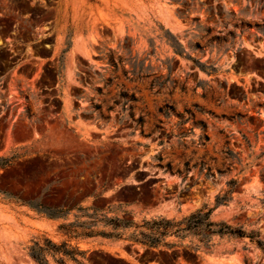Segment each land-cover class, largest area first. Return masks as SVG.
<instances>
[{"label":"rangeland","instance_id":"rangeland-1","mask_svg":"<svg viewBox=\"0 0 264 264\" xmlns=\"http://www.w3.org/2000/svg\"><path fill=\"white\" fill-rule=\"evenodd\" d=\"M15 153L0 190L62 210L0 193V264H264L249 236L137 240L207 207L264 242V0H0V157Z\"/></svg>","mask_w":264,"mask_h":264},{"label":"trees","instance_id":"trees-1","mask_svg":"<svg viewBox=\"0 0 264 264\" xmlns=\"http://www.w3.org/2000/svg\"><path fill=\"white\" fill-rule=\"evenodd\" d=\"M168 41L173 45L175 50L178 52H182L180 50L181 43L171 34L167 35ZM198 62V61H197ZM201 68L208 69L203 63L198 62ZM212 71H215L214 67H211ZM207 138V136H206ZM229 158H233L235 154L231 151H227ZM19 155L16 153L11 156L0 157V167H6L17 159ZM209 168L208 172L209 173ZM238 186V179L231 178L227 181V188L223 193H219L216 196V205L221 203H226L232 197V193ZM0 193L3 194V197L9 201H14L20 204H24L29 206L31 209L35 210L39 214H43L49 218H57L61 216L62 208L60 206L48 205L42 202L41 197H32V198H21L19 195L13 194L6 190H0ZM213 211V208H199L195 212L191 213L189 216L184 217L179 221H175L174 219H166L164 217L154 218L151 220H144L143 226L147 229V231H140V240L144 245L148 248L159 247L161 244L169 245L164 241L165 237L171 234H175L179 237H184L186 234L193 232L200 235L204 244L209 246V237L212 233H217L221 236L228 235L234 237H245L249 236L251 239H255V241L264 249V242L257 238V234L254 232L248 233L242 227H234L228 223L220 222L215 223L210 220V215ZM117 223H121L124 226H129L134 224L132 220H122L116 219ZM119 225V224H117ZM100 232L90 231L87 233L88 235H95ZM109 234L111 233H104ZM132 236V235H131ZM33 256L44 262L43 257H41L40 253H33Z\"/></svg>","mask_w":264,"mask_h":264}]
</instances>
